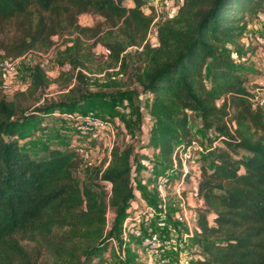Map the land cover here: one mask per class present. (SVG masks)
<instances>
[{"label":"trees","instance_id":"obj_1","mask_svg":"<svg viewBox=\"0 0 264 264\" xmlns=\"http://www.w3.org/2000/svg\"><path fill=\"white\" fill-rule=\"evenodd\" d=\"M125 2L133 5L127 7ZM147 10L146 0H0V60L48 50L54 37L75 34L64 49L58 48L55 58L58 67L69 66L70 72L63 74L73 86L60 101L50 104V109L72 113L84 103L91 83L84 72L90 71L86 61L91 54H83L82 39L99 41L100 32L80 26L78 17L96 14L112 27L119 26L117 35L122 37L109 34L111 40L103 42L111 63L119 69L113 76L127 74L146 97L153 119L148 147L159 153L164 172L173 168L175 147L192 144L191 113L199 116L207 133L204 163L210 166L199 168L195 197L202 204L195 209L190 240L196 248L194 264H264V106L250 100L253 86L260 92L264 86L251 84V72L233 57V53L238 59L244 55L238 40L248 27L245 15L264 13V0H183L175 17L158 23L157 47L146 42L154 19ZM15 21L19 33L5 41L4 27ZM129 46H142L144 56V62L131 72L123 54ZM111 76L109 86H116ZM48 86V75L38 63L32 67L27 91L17 96L35 98ZM17 109L14 102L0 98V264H46L22 245V239L34 233L57 255L54 264H92L94 260L103 264L113 238L104 235L107 213H116L123 227L134 197V148L114 147L109 164L92 166L81 183L80 159L74 150L55 147L33 156L23 147L19 128L34 114L13 122ZM138 109L137 129L141 124ZM156 211L162 213L161 208ZM172 225L184 226L177 220ZM141 227L163 241H182L183 233L174 239L166 232V238L154 231L160 230L155 225L152 230ZM55 228H67L70 233L51 240L49 230ZM80 236L81 251L76 245L69 249L68 243ZM178 250L182 248H171L164 257L171 262V254Z\"/></svg>","mask_w":264,"mask_h":264},{"label":"rangeland","instance_id":"obj_2","mask_svg":"<svg viewBox=\"0 0 264 264\" xmlns=\"http://www.w3.org/2000/svg\"><path fill=\"white\" fill-rule=\"evenodd\" d=\"M171 1L173 7L172 15L169 16L170 14L167 10L159 7V20L155 25L149 28L146 42L152 47H157L159 45L157 38L158 23L175 17L183 3V0ZM125 5L131 7L133 4L132 2H125ZM147 11V13H150L151 10ZM244 18L248 27L243 36L238 40V45L243 49L244 55L241 59H238V55L233 53V57L238 64L242 67H246L248 71L251 72L249 74L250 83H258L261 81L263 83L261 86L263 87L264 13L261 11L255 15L247 13ZM78 24L82 27L98 29L100 32L98 34L99 41L95 39H82L84 42L83 54H88V52L91 54L90 60L86 61L90 71H84L86 75L91 78V83L85 91L84 103L71 114L83 115L84 112H90L95 116H97V114L104 116L109 119L115 132L114 138L111 136L110 131H106L102 140L93 141L89 144L91 145L90 149L93 156L92 166H99L102 164L106 167L111 160V151L114 147L119 146L124 148L126 146H132L137 156L136 159L132 160V193L134 197L137 195L140 199L135 201L136 199L133 197L130 200L126 208V214L130 216L129 214L133 213L131 209L132 202H137L138 204L135 203V205H139V208L143 209L142 212H145L148 207L158 210V208H161L162 204L159 181L166 172H164V168L162 167L159 153L148 147V132L153 119L145 106L146 97L141 92L140 87L136 83H133L127 74L113 76L114 72H118V67H115L114 64L111 63L108 50L103 43L107 40L110 41L111 36L122 37L120 34V36L117 35V28L119 26L112 27L111 23L106 21L104 17L96 14H84L79 16ZM3 31L5 32H3L1 36L5 41L14 38L15 34L19 33L17 22L15 21L6 25ZM109 34H111L110 37ZM74 36L75 34L71 36L54 37L52 40L53 44L48 50H36L35 52L25 55L24 60H22L20 64L19 71L15 76H7L0 70V98L9 102H14L18 107L16 113L12 115V121L16 122L24 115L31 116L34 114L31 120L26 121L25 124L19 128L20 142L33 156H42L47 149L55 147L73 150L76 145H80V143L83 142L77 137L74 122L63 115L64 111L62 109H50V104L60 101L62 96L73 86V82L71 81V83L66 74H63V72H70L69 66L63 68L58 67L55 63V58L57 50L64 49L66 40H70L74 38ZM69 45H71V43H69ZM233 49L234 47H232V50ZM142 52V46H129L123 52L124 56H126L131 64V67L128 69L129 72L135 70L138 65L144 62ZM47 54H49L51 58L50 64L46 65L44 68L49 79L48 88L35 96V98L30 97L24 99L21 96H17L18 92L27 91L32 67L38 63L43 65L46 59L43 58V56L47 57ZM108 74L112 75L111 79L114 77L113 79L116 80V86H109L110 80L108 79ZM94 79L97 81L93 82ZM254 86L253 88L255 89L256 87ZM254 89H251V91L254 92ZM137 107L141 114L139 129L136 128L134 123L136 118L135 110ZM189 128L191 130V145L196 144L201 150L192 151L188 156L185 155L186 149L182 148L178 150L177 154L182 157V160L178 157L181 161V166L179 168L178 160V170L173 177H171L170 188L166 189L164 192L167 210L171 209V211L168 212L169 215H166H168L172 223H174L172 217L175 216V211L178 212V205L181 201L175 186L183 177V170H189L190 172L185 178L184 186L180 193L188 206V211L192 213L189 204L193 205V201H188L186 198L192 197L190 191L191 188H193V181L196 179L194 174L199 177V168L202 164H205L207 167L210 166L207 162L204 163L207 158V133L203 130L201 120L197 114H190ZM108 144H110L109 147ZM179 146L181 145L175 147V151ZM110 148L111 151L109 154ZM87 171V169L84 170L82 167L79 168L78 177L81 183L85 181ZM193 222L195 223V219H193ZM122 223V220L118 219L116 213L112 211L107 213V225L104 235L105 237L112 235L113 238L109 239V246L103 257V264H159L157 258H151L144 252L140 241H135L132 235H130L127 241L128 243L124 247ZM181 228V230H178L174 225L171 226L172 230L176 229L180 234L188 232L187 227L181 226ZM167 229L169 228L166 226L164 230L154 229V231L166 237V235H168L166 233L168 232ZM178 231L177 233H179ZM69 233L70 231L67 228H55L50 229L48 235L53 237L51 240H59L60 237H67ZM169 236L172 237V235ZM169 236L166 238H169ZM21 242L22 245L34 254H37L40 260L46 264H54L57 262V255L49 249V244L42 243L37 233L24 237ZM71 245L77 246V252L81 251V236L73 240V242L68 243L69 249ZM122 249L125 250L126 256L124 258H121V255H119ZM79 255L81 258V252ZM193 255V251L189 248H182V250H178L177 253H172L171 256L169 255L171 262L169 261L168 264H185L183 259ZM92 264H98V260H94ZM186 264L194 263L187 262Z\"/></svg>","mask_w":264,"mask_h":264},{"label":"built area","instance_id":"obj_3","mask_svg":"<svg viewBox=\"0 0 264 264\" xmlns=\"http://www.w3.org/2000/svg\"><path fill=\"white\" fill-rule=\"evenodd\" d=\"M146 1L149 9L154 13V19L152 21L151 26L155 25L159 20V10H158L159 7L161 9L167 10V12L170 14L169 16L172 15L173 7L171 0H146ZM151 8H153V10ZM24 58L25 55L20 58H16L14 60H10V59L0 60V70H2L7 76L10 77L15 76L17 75L20 64L22 60H24ZM43 58L46 59L44 64L41 66L45 68L46 65L50 64L51 58L49 54H47V57L43 56ZM260 85H263V83H260ZM250 100L255 106H264V91L263 92L257 90H254V92L252 91ZM63 115L67 117L69 120H72L74 122L77 137L78 139H80V141L81 140L83 141L82 143H80V145H76L73 148V150L79 156L80 159L79 168L82 167L84 168V170L85 169L88 170L92 167V157H93L92 151L90 149L91 145L89 144H91V142L93 141L102 140V138L104 137V133L106 131H110L111 136L114 138L115 132L113 130V126L108 119H102L100 117L93 115L92 113L86 115H72L71 113H66ZM109 146L110 144H108V147ZM111 148L108 152L109 154ZM182 148L186 149L185 155L187 156L190 153H192V151L201 150L196 144L187 147L181 145L176 149L175 153L173 154V160H174L173 168L167 171L159 181V191L163 204V205L161 204L162 213H160V215H165L167 212V204H166L164 192L166 191V189L170 188L171 177H173L175 172L178 170L177 158L180 157V159L182 160V157L179 156L177 153L178 150ZM183 171H184L183 177L181 178L180 181L176 183L175 186V188L177 189V194L179 195V198L181 200L178 205V212H176V220L188 228V232L183 233L181 243L177 241H163L158 234L150 232L149 229L144 230L141 227V225L134 227L132 231L129 232L127 221L133 219H126V221L123 224V234H122V239L123 242L125 243L124 247L128 243L127 241L130 235H132L133 238L140 239L141 247L144 250V252L151 258H157L159 260V264L169 263L170 260L168 258H165L164 256L165 253L171 248L187 247L193 252L196 250V248L192 247L190 243V239L193 237V229L195 225L193 222L194 218L192 216V213L188 211V206L186 205L185 200L181 197V193H180V191H182V188L184 186L185 178L190 171L185 169ZM149 213L157 214L153 208L148 207L145 212L138 214L134 220H139L140 218L148 215ZM145 231H147L148 233ZM119 255H121V258H124L126 256L125 250L122 249Z\"/></svg>","mask_w":264,"mask_h":264},{"label":"crops","instance_id":"obj_4","mask_svg":"<svg viewBox=\"0 0 264 264\" xmlns=\"http://www.w3.org/2000/svg\"><path fill=\"white\" fill-rule=\"evenodd\" d=\"M258 83H262L261 81L260 82H258ZM195 175V177H196V179H194V181H193V188H191V195H192V197L191 198H186L188 201H190V200H192L193 201V205H191V204H189V208H191V211H192V213H193V218L195 219V221H196V211H195V209H196V207H198V206H201V204H202V202L201 201H199L198 199H196V197H194L195 196V193H196V180H197V178H198V176L196 175V174H194ZM134 199H136L135 201H138L139 199H140V197L139 196H135L134 197ZM133 203L134 202H132L131 203V209L133 210V213H130L129 215L130 216H128V218L127 219H133V220H128L127 221V225H128V230H129V232H131L132 231V229L134 228V227H136V226H138V225H141V224H144L145 225V227H148V228H150L151 230L153 229V226L155 225L156 227H158V228H160V229H162V228H165L166 226L169 228V229H167V231H168V233H169V235H172V237L171 238H177L178 236H179V234H180V232L178 231V230H181L182 228H181V226H176V228H178V230H172L171 229V226H172V222H171V219H169L168 218V215H160V213L158 212V211H156V213L157 214H152V213H149L147 216H144L143 218H140L139 220H134L136 217H137V215L140 213V212H142L143 211V209H140L139 208V205H137L138 203L137 202H135V203H137L136 205H135V203H134V207H133ZM144 207V206H143ZM146 208V207H145ZM170 217H171V215H170ZM172 219H174V223H175V221H176V211H175V216H173L172 217ZM126 221V220H125ZM195 224V223H194ZM182 227H184V226H182ZM177 231L179 232V233H177ZM129 247V246H128ZM195 260H196V256L195 255H193V256H191V257H188V258H184L183 259V261H185L184 263L186 264L187 262L189 263V262H192V263H194L195 262Z\"/></svg>","mask_w":264,"mask_h":264}]
</instances>
